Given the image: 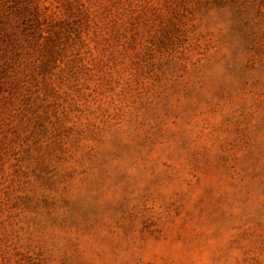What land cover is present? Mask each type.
<instances>
[{
  "label": "rangeland",
  "instance_id": "rangeland-1",
  "mask_svg": "<svg viewBox=\"0 0 264 264\" xmlns=\"http://www.w3.org/2000/svg\"><path fill=\"white\" fill-rule=\"evenodd\" d=\"M0 264H264V0H0Z\"/></svg>",
  "mask_w": 264,
  "mask_h": 264
}]
</instances>
